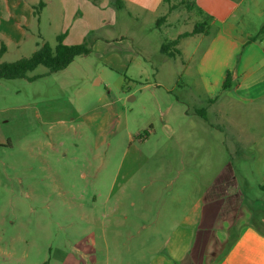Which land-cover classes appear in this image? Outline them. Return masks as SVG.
<instances>
[{
	"label": "rangeland",
	"instance_id": "obj_1",
	"mask_svg": "<svg viewBox=\"0 0 264 264\" xmlns=\"http://www.w3.org/2000/svg\"><path fill=\"white\" fill-rule=\"evenodd\" d=\"M168 6L160 28L119 10L111 26L159 71L148 80L119 88L125 73L96 53L63 73L39 66L32 82L0 80V264H215L245 225L264 232V132L232 125L224 101L207 116L217 132L175 120L184 57L170 39L205 20L189 2Z\"/></svg>",
	"mask_w": 264,
	"mask_h": 264
},
{
	"label": "crops",
	"instance_id": "obj_2",
	"mask_svg": "<svg viewBox=\"0 0 264 264\" xmlns=\"http://www.w3.org/2000/svg\"><path fill=\"white\" fill-rule=\"evenodd\" d=\"M122 2L124 7L116 9L112 0H0V47L6 49L0 61L8 62L4 56L10 52L21 55L18 59L29 57L43 43L53 47L59 35L64 45H78L89 37L90 54L96 53L106 68L125 73V77L119 75V88L126 81L148 80L150 75H158L159 71L151 67L150 59L144 55L142 48H135L128 38L126 27L114 40L111 38V26L116 23L118 10L124 11L127 16L136 13L151 16L149 18L159 17L153 22L158 27L167 25L169 6L164 0ZM188 2L207 22V28L205 33L189 36L184 34L190 32L178 33L170 39L177 40L174 47L178 57H184L182 74L172 78L174 83H181L185 92L181 101L173 98L170 104L175 120L179 123L185 120V131L194 129L193 120L199 119L198 125L204 122V129L217 132L219 128L206 123L207 116L221 115L216 107L224 101L225 107L229 106L232 110V125L249 121L250 124H258L248 127L252 131L264 132V0ZM103 9L113 15L98 20ZM195 37H199V42L189 51L191 44L186 40ZM86 56L76 57L58 72H65L77 59ZM103 82V77L97 75L92 83L98 86ZM224 84H227L225 89ZM105 87L109 88L107 83ZM175 87L168 92L174 91ZM128 99L133 100L134 96ZM240 105L247 107L241 108ZM79 118L81 116L78 115ZM84 122L89 124V118ZM237 128L240 126L237 125ZM234 141L235 147L245 145L238 133ZM235 154L243 156L240 150H236ZM215 264H264V235L255 225H245L229 250Z\"/></svg>",
	"mask_w": 264,
	"mask_h": 264
},
{
	"label": "trees",
	"instance_id": "obj_3",
	"mask_svg": "<svg viewBox=\"0 0 264 264\" xmlns=\"http://www.w3.org/2000/svg\"><path fill=\"white\" fill-rule=\"evenodd\" d=\"M116 9H122L124 7L122 0H112ZM177 0H164L165 3H171ZM181 4L186 5L188 0H178ZM35 14V12H34ZM205 27V28H204ZM207 28V22L202 21L194 26L193 30L184 34V36L196 35L205 33ZM177 40L170 42V47L175 46ZM91 39L87 37L83 43L78 45H64L62 43V36L56 37L55 46H50L48 43H43L39 48L34 51L29 57L21 58L13 62H1L0 61V80H15L26 79L28 81L35 80V77H28L27 73L34 71L37 67L41 66L46 68L50 73H55L65 69L76 57L81 55H88L91 52L90 48ZM167 46H161L162 52L169 51ZM5 47H0V59L5 52ZM227 84L223 86L225 89ZM201 116L203 114L198 112ZM257 230L264 235L257 226Z\"/></svg>",
	"mask_w": 264,
	"mask_h": 264
}]
</instances>
